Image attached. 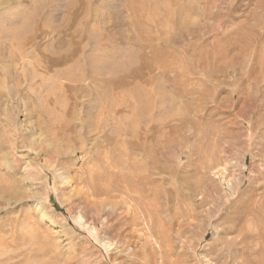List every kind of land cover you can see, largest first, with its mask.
Returning <instances> with one entry per match:
<instances>
[{"label":"rangeland","instance_id":"374dc122","mask_svg":"<svg viewBox=\"0 0 264 264\" xmlns=\"http://www.w3.org/2000/svg\"><path fill=\"white\" fill-rule=\"evenodd\" d=\"M0 37V264H264V0H0Z\"/></svg>","mask_w":264,"mask_h":264},{"label":"bare ground","instance_id":"6f19581e","mask_svg":"<svg viewBox=\"0 0 264 264\" xmlns=\"http://www.w3.org/2000/svg\"><path fill=\"white\" fill-rule=\"evenodd\" d=\"M2 33V32H1ZM17 34V33H16ZM6 35V34H5ZM19 35V34H18ZM9 36V35H8ZM20 36V35H19ZM1 38V37H0ZM47 52V51H46ZM2 53V52H1ZM83 54V53H82ZM73 65V64H72ZM47 66V65H46ZM44 68H46V67H44ZM43 68V69H44ZM66 73V72H65ZM72 75V74H71ZM74 76V75H73ZM254 78V77H253ZM70 80V79H69ZM95 80V79H94ZM85 81H86V79H85ZM99 81V80H98ZM97 81V82H98ZM96 83V82H95ZM97 84V83H96ZM101 86V85H100ZM98 91V90H97ZM244 92H245V90H244ZM259 92V91H258ZM27 95V94H26ZM237 96V95H236ZM235 96V97H236ZM151 106V105H150ZM152 106H154V105H152ZM149 107V106H148ZM148 109H150V108H148ZM153 110H155V109H153ZM108 112V111H107ZM201 113V112H200ZM240 113V112H239ZM196 115V114H195ZM254 115V114H253ZM196 117V116H195ZM198 117V116H197ZM200 117V116H199ZM240 117V116H239ZM203 118V117H202ZM57 119V118H56ZM154 119V118H153ZM193 119V118H192ZM192 119H191V121H192ZM58 121V120H57ZM64 121V120H63ZM187 121V120H186ZM155 122H157V121H155ZM188 122V121H187ZM42 123V122H41ZM91 123V122H90ZM213 123V122H212ZM42 124H44V123H42ZM47 125V124H46ZM60 125V124H59ZM181 125V124H180ZM186 126V125H185ZM196 126V125H195ZM92 127V126H91ZM94 127V126H93ZM180 128V127H179ZM43 129H45V128H43ZM182 129V128H181ZM184 129V128H183ZM213 133V132H212ZM221 134V133H220ZM228 134V133H227ZM233 134V133H232ZM231 135V134H230ZM232 136V135H231ZM233 137V136H232ZM44 149V148H43ZM41 151V150H40ZM46 151V150H45ZM42 152V151H41ZM109 160V159H108ZM86 170V169H85ZM90 171V170H89ZM87 172V171H86ZM143 172V171H142ZM89 173V172H88ZM29 174V173H28ZM28 176V175H27ZM86 177V176H85ZM88 177H90L89 175H88ZM83 179V178H82ZM86 179V178H85ZM87 179H89V178H87ZM80 180V179H79ZM90 181H91V179H90ZM81 182V181H80ZM88 183V182H87ZM241 183V182H240ZM96 184V183H95ZM88 185V184H87ZM94 185V184H93ZM94 187H95V185H94ZM90 188H91V185H90ZM98 188V187H97ZM84 190V189H83ZM90 190H92V188L90 189ZM90 190H88V191H90ZM98 191L97 192H95V193H99V194H101V192H100V190L99 189H97ZM86 192V191H85ZM84 193V192H83ZM90 194V193H89ZM37 195V193L35 194V196ZM40 195V194H39ZM85 195V194H84ZM97 195V194H96ZM85 197V196H84ZM255 197V196H254ZM87 198V197H86ZM108 199V198H107ZM109 200V199H108ZM91 205H93V206H95V204H97V202H95V201H92L91 199H89V201H88ZM258 202V201H257ZM256 203V202H255ZM258 204V203H257ZM110 205V204H109ZM98 206V205H97ZM96 207V206H95ZM88 210V209H87ZM90 210V209H89ZM92 211V210H91ZM99 211V210H98ZM94 212V211H93ZM81 217V216H80ZM79 218V217H78Z\"/></svg>","mask_w":264,"mask_h":264}]
</instances>
